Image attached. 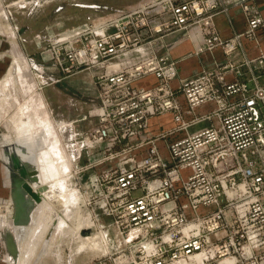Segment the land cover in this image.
Here are the masks:
<instances>
[{
  "label": "built area",
  "instance_id": "2783aa9c",
  "mask_svg": "<svg viewBox=\"0 0 264 264\" xmlns=\"http://www.w3.org/2000/svg\"><path fill=\"white\" fill-rule=\"evenodd\" d=\"M219 5L140 0L98 22L87 17L46 39L41 53L59 75L25 55L37 91L91 73L95 96L77 121L94 123L59 141L80 206L109 218L106 250L81 264H264V51L248 57L242 42L258 45L264 17L241 2L246 27L223 38ZM173 32L195 33L196 53L220 49L223 58L178 79L160 42ZM146 77L152 84L140 85ZM164 114L171 125L153 131ZM84 149L99 156L75 165Z\"/></svg>",
  "mask_w": 264,
  "mask_h": 264
},
{
  "label": "rangeland",
  "instance_id": "374dc122",
  "mask_svg": "<svg viewBox=\"0 0 264 264\" xmlns=\"http://www.w3.org/2000/svg\"><path fill=\"white\" fill-rule=\"evenodd\" d=\"M0 1L7 5V7L3 9V15L11 22L12 28L15 31V39L13 40L17 42L19 49L25 55L31 57L35 62L42 64L45 67L46 73L53 71L56 75L59 74L52 68L51 61L47 59L46 55L41 53L45 47L46 39L48 37L58 33L75 31L81 28L86 22L87 17H90L93 22H98L110 16L116 9H124L126 7L134 6L140 2V0ZM93 4H95L96 7H92L94 6ZM8 36H10V34H8ZM12 56V52H8L7 57H9V62H11V59L13 58ZM27 70L28 66L22 69L21 65L20 73H28ZM87 75V71H81L61 78V80L56 84L46 85L41 91H37L35 89L36 94L40 93L44 97L43 100L39 97H35L36 101L34 110L36 111L34 115L36 117V123L38 124L40 121L39 125L43 124L44 121L41 120L44 117H47L45 121L48 123L51 122L50 126L52 131L50 129V131L45 130V133L48 134L47 139L49 143H51L52 140L55 141V137H57L61 142L62 137H69L70 134L74 135L75 132L84 133L94 123V120L77 121L78 118L87 112L90 107V99L95 96V88L92 78L90 77V84L87 79ZM21 78H23L22 75L20 76V80L22 81L23 79ZM13 87L19 88L17 83H15ZM18 93L19 95H16H18L19 98L21 96L22 99H28L30 95V98H33L32 94L23 96L20 91ZM70 97L73 98L72 102L69 101ZM13 111L14 110H12V112ZM2 123L3 122H0V133H5V126ZM64 123H67L70 126L67 125L68 127L65 128V130L64 128L58 129L60 126L59 124ZM202 125L203 123L198 124L191 127L189 130L191 131L197 129L198 127H202ZM3 137L4 139L9 137L12 138L13 135H7V133H5ZM98 156L99 151L97 149H84L81 151L80 157L75 159L74 163L75 165L84 164L89 158L90 160L96 159ZM58 157L57 153L50 154V161H47L48 164L43 160L44 158H40V164L42 167L37 165L39 167L38 169L41 170L43 168L48 171L53 170L57 174L59 167H56V162L59 161ZM34 162H29V165H31L32 168H34ZM5 167L6 165L4 164V170L6 173ZM97 170H99V166L88 170L84 175V181L88 180V176ZM35 172L38 173L36 169ZM65 173L59 180L60 182L58 181V183H55L52 181L54 183L53 185H56V191H52V194L54 193L53 195L50 194L51 192L49 194H45L46 197L49 195L47 199L50 200H47L44 196L40 201L41 203L39 202L40 204L36 203L33 209L31 206L29 207L28 214L30 213L31 220L28 221L30 222L27 221L28 224L26 223L21 230L20 226H15L16 228L18 227L17 229L20 231L25 229V232L23 233L24 237L19 241L22 246L21 256L24 255L23 258H25L22 259V264H35L38 260H40V258H42V256L44 257V255L39 254V252L45 235L51 228V237L49 239L47 249V264H67V262H72L73 264L79 262L81 264L96 254L106 250L104 234L107 235L106 224L109 222V218L101 215V213L97 210L92 211L90 208L81 207V196L78 192L77 194H73L74 196L72 195V198L70 197L67 200L68 202L64 201L66 199V193L74 191L72 189L74 188L76 181L71 174ZM6 187L7 190L3 196L1 195L0 197V206L3 205L8 208V216H6L10 219L9 223H11L14 211L13 198L11 195V186L8 185ZM60 194L65 196L63 197ZM50 196L55 197L56 199H51ZM44 198L45 201L47 200L46 202H50L46 203ZM42 201H44V203H42ZM38 204L42 208L38 206ZM95 212L98 213L97 216L99 221H95L94 219ZM4 217L5 216L3 214L1 217L2 220H7V217ZM56 222L59 223L57 224ZM98 223L103 224L101 228H99ZM11 224H13V222ZM83 230L87 232L82 234ZM29 240H31V242L28 245ZM27 245L29 253L25 255L24 251L25 248H27ZM42 252L43 251H41V253ZM57 254H61L60 260H58Z\"/></svg>",
  "mask_w": 264,
  "mask_h": 264
},
{
  "label": "crops",
  "instance_id": "0c3cea01",
  "mask_svg": "<svg viewBox=\"0 0 264 264\" xmlns=\"http://www.w3.org/2000/svg\"><path fill=\"white\" fill-rule=\"evenodd\" d=\"M219 2H220V5L218 7V12L214 16V22H215V26L217 28L218 33L223 38L230 36L234 32H240L245 29L246 15L240 5L241 2H245V3L252 5V7L256 9L262 17H264V0H219ZM5 7H7V5L0 1V122H3L2 124L5 126V130H6L5 133H7V135L12 134L13 137L11 139H8V138L4 139L3 135L5 133L4 132L0 133V197L1 195L3 196V194L7 190L6 186L10 185L12 189V185L14 182V180L12 182L13 174L11 173V170L12 171L14 170L11 167L10 155L12 153H15L18 156L19 161L21 163L22 162L29 163L30 161L34 162L35 158L37 157H36V151L33 147H35L36 145H40L41 148L42 147L45 148L47 143L48 145L53 144L52 142L49 143L46 141L48 134L45 133L44 122L47 117H45V119L43 118L44 119L43 124L39 125L40 121L38 124L36 123V117L34 115L36 111L34 110L35 101H36L35 97L37 98L39 97L42 100L44 99V97L39 92H38L39 94H36V91L34 89L35 82L33 81V79L29 77V74L20 73L21 65L23 69L26 66H28L27 71L29 72V63L27 62L24 53L19 49L18 47L19 45L17 44V42L13 40L15 39L14 38L15 31L12 28L11 22L7 18H5L3 15V12H4L3 9H5ZM8 34H10V36H8ZM258 34H259L258 45H256L254 41L249 40L247 38L242 39L244 53L248 57H252L256 55L259 49L264 51V27L259 28ZM10 40H13V41H10ZM160 42L163 44H168L167 47L162 49L163 52L168 53L173 59L177 61L178 79L182 77H187L195 72L200 71L201 69L205 67L206 68L211 67L213 64V61H212L213 58L217 60H221L223 58V54L221 53L220 49H215L212 54H209L207 52H203L200 54L196 53V49L200 45L201 40L199 36L195 35V33L193 37H191V36H188L187 34H183L182 32H173V33H170L164 36L163 39L160 40ZM10 51L13 54L12 56L13 58L11 59V62H9V57H7V54ZM14 58L16 59V61L19 60V62L18 61L16 62ZM21 63H24V65ZM21 75L22 77H24L22 78L23 79L22 81L20 80ZM90 77H91V73L88 72L87 79L89 80V83L91 84ZM228 78L231 79V76H229ZM178 79H175L173 81V84H176L178 82ZM153 80H154L153 77H146L140 80L139 84L144 85V86H149L152 84ZM15 83H17L19 88L13 87ZM19 91L23 96L32 94L33 98H30V99L23 98L22 99L21 96L19 98L18 95H16L17 94L16 92H19ZM10 94L13 97H10ZM6 97L14 98L13 99L14 101H11L9 98H6ZM33 104L34 106H32ZM210 108H211V105L206 104L200 109L201 111H203V110L210 109ZM12 110L14 111L12 112ZM171 123L172 121H171L170 115L164 114V115L154 117L151 120V127L153 131H156L160 129V127H163V128L168 127L169 125H171ZM46 130L48 131L47 126H46ZM54 143L60 144L59 139L57 137H55ZM39 157L42 158L40 154H39ZM4 164L6 165L5 169H6L7 174L5 173V170H4ZM34 206L35 205L33 204L31 208H33ZM3 214L5 217L8 216V208L1 205L0 206V264H22L23 262L22 259H25L23 258L24 255L21 256L22 246L20 245L19 240H16L17 238L14 232L9 229L7 230L12 233L15 239V242L18 246L17 256L12 257L6 250L5 243L3 240V234L6 230L3 229L4 221L1 219V216H3ZM15 218H16V210L14 209L13 217L11 218L13 224H11L12 223L11 222L10 223L11 226L20 225L18 223H15ZM9 220L10 219H8L7 217L6 221L8 223H9ZM25 224H21L20 226L23 227V225ZM48 233H49V230L47 231V234ZM47 234L45 235V238L47 237ZM50 235H51V232H50ZM50 237L46 239L44 238L42 247L39 252V254L44 255V257L42 256V258H40V260H38L35 264H47L46 258L48 254L46 250L47 249L46 245L48 246L47 243H49L48 240ZM1 240H2V243H1ZM30 242L31 240L28 241V245L30 244ZM28 245L24 251L25 255L29 253ZM42 249H43V252L41 253ZM57 258L58 260H60L61 254H57ZM70 264H73V263L70 262ZM74 264H80V263L78 262Z\"/></svg>",
  "mask_w": 264,
  "mask_h": 264
},
{
  "label": "bare ground",
  "instance_id": "6f19581e",
  "mask_svg": "<svg viewBox=\"0 0 264 264\" xmlns=\"http://www.w3.org/2000/svg\"><path fill=\"white\" fill-rule=\"evenodd\" d=\"M25 55V54H24ZM20 56V55H19ZM18 56V57H19ZM22 57V56H21ZM25 58H26V56H25ZM15 59V58H14ZM24 60V59H23ZM26 60H27V58H26ZM15 61H16V59H15ZM18 62H19V60H17ZM16 61V62H17ZM21 62V61H20ZM28 62V61H27ZM29 63V62H28ZM17 64V63H16ZM21 64H23L24 65V63H21ZM13 67V66H12ZM29 67H30V63H29ZM17 69V68H16ZM15 69V70H16ZM23 69V68H22ZM19 73V72H18ZM14 74V73H13ZM23 75V74H22ZM17 76V75H16ZM24 78V77H23ZM22 79V78H21ZM31 86V85H30ZM18 95H19V93L18 92H16ZM10 97H13V96H11V94H10ZM6 98H9V97H6ZM30 98V97H29ZM11 101H14L13 99L14 98H9ZM29 101V100H28ZM30 102V101H29ZM26 103V102H25ZM8 104V103H7ZM11 104V103H10ZM29 104H31V103H29ZM37 105V104H36ZM30 106V105H29ZM32 106H34V104L32 105ZM40 106V105H39ZM38 106V107H39ZM26 108V107H25ZM40 108V107H39ZM33 109V108H32ZM23 111V110H22ZM16 112V111H15ZM15 114V113H14ZM17 114V113H16ZM45 115V114H44ZM12 116H13V114H12ZM44 117V116H43ZM44 119H45V117H44ZM44 119H42L41 121H44ZM47 119V118H46ZM50 120V119H49ZM48 120V121H49ZM51 123V122H50ZM50 123H48L47 121H45L44 122V124H45V130H46V126H47V128H48V130L49 129H51V124ZM53 124V123H52ZM58 125V124H57ZM60 126L58 127V128H61V124H59ZM54 128V127H53ZM57 128V127H56ZM51 131H52V129H51ZM9 135V134H8ZM6 137V136H5ZM50 138V137H49ZM8 139H11V137H9ZM47 142H48V139L46 140ZM14 142V141H13ZM53 144H50V145H48V143H47V145H46V147L45 148H41V146L40 145H36L35 147H33L34 149H35V151H36V157L37 158H35V162H34V169H36L37 171H38V173H36L37 175H36V179L34 180V181H29V182H27L28 183V185H29V187H30V191H26V190H24L23 191V195H22V200L19 202L20 204H18L17 202H15V200L13 199V205H14V209L16 210V218H15V223H18V224H25V223H27L28 224V222H30V221H28V220H31V216H30V213L28 214V209H29V207L30 206H32L33 204L35 205V203H39L40 201H41V199H43V197L45 196V194H49L50 192V194H52V191L54 190V191H56V188H55V186L56 185H53L54 183L53 182H55V183H58V181L61 179V177L64 175V173L70 168V166H69V162L66 160V157H65V155H64V152H63V150H62V148L60 147V144H57V143H54L55 141L54 140H52L51 141ZM7 143V142H6ZM25 148V147H24ZM32 148V149H33ZM24 152V151H23ZM54 153H57L58 154V160L59 161H57L56 162V167L58 166L59 168H60V171H59V168H58V171H57V174L53 171V170H51V171H48V170H45V169H38L39 167H42L41 166V164H40V157H39V154L41 155V157H42V159L44 160V161H50L49 159V155L50 154H54ZM29 156V155H28ZM35 156V155H34ZM53 160V159H52ZM29 162V161H28ZM42 163V162H41ZM52 163V162H51ZM47 164H48V162H47ZM46 164V165H47ZM37 165H39V167L37 166ZM10 170V169H9ZM70 170V169H69ZM16 170H14V171H12L11 170V173L13 174V179H12V182H13V180H14V182H13V185H12V189H11V194H12V192L14 191V185H15V183H17V182H19L20 183V180H21V182L22 181H25V179L24 178H21L18 174H17V171L15 172ZM40 173V174H39ZM7 174V173H6ZM50 180H51V182H50ZM53 181V182H52ZM60 182V181H59ZM64 183V182H63ZM65 184V183H64ZM65 186V185H64ZM63 186V187H64ZM34 188V189H33ZM59 188V187H58ZM64 189H65V187H64ZM63 190V189H62ZM73 190V189H72ZM64 191V190H63ZM65 192V191H64ZM61 193V192H60ZM68 193V194H67ZM66 193V196L65 195H63V194H60V195H62L63 197L65 196L66 197V199L64 200L65 202H68L67 200L73 195V194H75L76 192H74V191H69V192H67ZM33 194L35 195V196H33ZM54 194V193H53ZM52 194V195H53ZM57 194V193H56ZM48 197H49V195H47ZM62 196H60V197H62ZM74 196V195H73ZM48 197H46L45 196V198L47 199ZM51 197V196H50ZM59 197V196H58ZM13 198V197H12ZM45 198H44V201H45ZM54 199L55 197H51V199ZM72 198V197H71ZM56 199V198H55ZM47 200H50V199H47ZM46 200V201H47ZM44 201H42V203H44ZM45 201V202H46ZM48 202H50V201H48ZM48 202H46V203H48ZM41 203V202H40ZM39 203V204H40ZM38 204V206H40ZM65 204V203H64ZM26 206V208H25V211H23V212H21V207H23V206ZM48 205V204H47ZM42 206H43V204H42ZM45 206V205H44ZM41 207V206H40ZM42 208V207H41ZM33 209V208H32ZM39 209V208H38ZM41 210V209H40ZM31 212V211H30ZM6 213V212H5ZM7 215V214H6ZM36 216V215H35ZM2 217V216H1ZM2 219V218H1ZM4 219V218H3ZM59 220V219H58ZM28 221V222H27ZM3 222V221H2ZM33 222V221H32ZM57 223V222H56ZM59 223V222H58ZM57 223V224H58ZM35 224H36V221H35ZM20 225H18V226H20ZM17 226V225H16ZM24 226V225H23ZM21 227V226H20ZM37 227V226H36ZM53 227H54V225H53ZM18 228V227H17ZM15 226H11L10 225V223H8L6 220H4V222H3V229L4 230H6L4 233H6V232H8V230L7 229H9V230H12L13 232H14V234H15V236H16V240H21L22 239V237H23V233L25 232V229L23 230V231H20L21 229H23V227H21L20 228V230H18ZM40 229V228H39ZM38 229V230H39ZM52 229V228H51ZM51 229L49 230V233L47 234V237L46 238H48V237H50L51 235H50V232H51ZM20 231V232H19ZM38 232V231H37ZM11 233V232H10ZM62 233V232H61ZM50 235V236H49ZM45 238V239H46ZM50 239V238H49ZM47 241V240H46ZM49 241V240H48ZM47 244H49V243H47ZM32 245V244H31ZM46 245V244H45ZM18 247V246H17ZM42 247V246H41ZM46 248L48 249V246L46 245ZM46 249V250H47ZM42 251H43V249H42ZM48 252V251H47ZM20 253H21V251H20ZM6 254V253H5ZM8 254V253H7ZM45 254V253H44ZM5 256H7V255H5ZM9 257V256H8ZM60 257V256H59ZM7 259V258H6Z\"/></svg>",
  "mask_w": 264,
  "mask_h": 264
},
{
  "label": "water",
  "instance_id": "95a60500",
  "mask_svg": "<svg viewBox=\"0 0 264 264\" xmlns=\"http://www.w3.org/2000/svg\"><path fill=\"white\" fill-rule=\"evenodd\" d=\"M10 160H11V167L13 170L17 171V174L21 177L24 178L25 181L20 180V183L17 182L14 185V191L12 192V197L15 200V202H17L18 204H20L19 202L22 200V195H23V191H30V187L28 185V181H34L36 179V172L35 169L32 168L31 165H29V163L26 162H20L18 156L15 153H12L10 155ZM33 196H35L33 194ZM26 206L24 205L23 207H21V212L25 211ZM87 231H82V234H84ZM3 240L5 243V247L7 252L12 256V257H16L17 253H18V248H17V244L15 242V239L12 235V233H10V231L6 232L3 234Z\"/></svg>",
  "mask_w": 264,
  "mask_h": 264
}]
</instances>
